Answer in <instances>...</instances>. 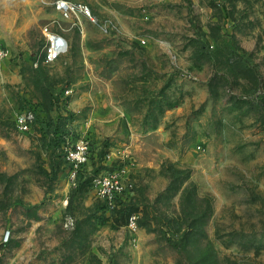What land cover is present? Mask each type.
Segmentation results:
<instances>
[{"label":"rangeland","instance_id":"1","mask_svg":"<svg viewBox=\"0 0 264 264\" xmlns=\"http://www.w3.org/2000/svg\"><path fill=\"white\" fill-rule=\"evenodd\" d=\"M55 1L0 0V264H264V0Z\"/></svg>","mask_w":264,"mask_h":264},{"label":"built area","instance_id":"2","mask_svg":"<svg viewBox=\"0 0 264 264\" xmlns=\"http://www.w3.org/2000/svg\"><path fill=\"white\" fill-rule=\"evenodd\" d=\"M55 9L62 17L72 20L73 24L79 26L82 19H89L96 22L92 14L91 7L81 1L56 0ZM68 49L66 38L59 32H50L46 35V42L41 55L37 57L34 66L39 62L49 64L60 58ZM8 49L0 36V63L7 57ZM69 91V90H68ZM67 91V92H68ZM35 116L31 110L18 114L15 118L16 127L20 132L30 130ZM64 158L69 164V175L72 179L80 175L83 167L89 162L91 155V146L89 140L80 139L64 147ZM124 170L114 171L105 175H99L95 178L99 186L101 195L105 198L110 207H114L121 194L132 187V183L123 176Z\"/></svg>","mask_w":264,"mask_h":264}]
</instances>
